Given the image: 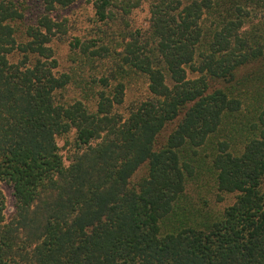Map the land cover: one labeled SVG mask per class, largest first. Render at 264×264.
<instances>
[{"label":"trees","instance_id":"1","mask_svg":"<svg viewBox=\"0 0 264 264\" xmlns=\"http://www.w3.org/2000/svg\"><path fill=\"white\" fill-rule=\"evenodd\" d=\"M75 1L41 0L29 23L0 0V180L16 203L3 224L0 193V264H264V0H91L97 32L60 72L51 13ZM131 89L141 99L119 112ZM71 130L89 162L63 164ZM207 144L218 190L237 196L217 217L179 207ZM39 192L55 198L32 247L14 226Z\"/></svg>","mask_w":264,"mask_h":264},{"label":"rangeland","instance_id":"2","mask_svg":"<svg viewBox=\"0 0 264 264\" xmlns=\"http://www.w3.org/2000/svg\"><path fill=\"white\" fill-rule=\"evenodd\" d=\"M17 5L23 4L24 8H28L25 12L26 19H32L29 23L36 19L39 13H41L42 4L41 0H15ZM147 3L142 2L139 8L132 11L128 16V22L134 27H142L147 21ZM51 18L54 22L63 23L65 26L62 33L51 41L50 47L54 52V56L58 62V70L60 72L68 71L67 69L73 65L70 61L71 51L78 52L79 49L74 50L72 46L74 40L77 38L81 42L89 41L91 36L94 37L96 33L97 25L94 9L92 7L91 0H76L72 5L67 8L59 9L51 13ZM24 21V20H23ZM116 24V23H115ZM122 23L112 25L115 30L121 29ZM16 61V59H12ZM144 92L140 90L139 94L131 89L127 92L125 97L124 107L119 109V112H125V108L136 103V100H140V94ZM70 96L75 93L71 91ZM173 127L170 126L165 130L158 138L159 145H162L167 137L169 130ZM75 130H71L68 134L63 135L57 139V146L59 148V154L62 158L63 164L68 166L75 158L80 155H86L85 159L89 162L90 152H84L85 148H77L75 143ZM220 140L222 137L219 136ZM214 147L211 144H207L197 150V154L192 161V174L187 179L184 198L179 202V207L186 210V212H194L198 214L208 213L212 217H217L223 213V211L234 204L236 200V194H228L220 192L216 185L215 173L211 168V158ZM217 149V145H216ZM145 174V166H142L134 175L132 182H137ZM264 192V185L262 186ZM0 193L3 197V212L2 222L3 224L11 223L15 216L16 203L13 196V189L11 183L0 180ZM55 196L54 192L48 194L38 193L36 199L32 203V207L28 212V217L32 218V223H29V227L14 226V234L16 242L26 241L32 247L38 244L42 240L43 228L45 226L48 216L49 206L53 203ZM26 224V222H25Z\"/></svg>","mask_w":264,"mask_h":264}]
</instances>
